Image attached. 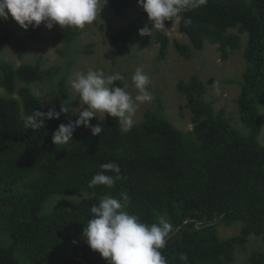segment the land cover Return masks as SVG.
I'll use <instances>...</instances> for the list:
<instances>
[{"label": "trees", "instance_id": "obj_1", "mask_svg": "<svg viewBox=\"0 0 264 264\" xmlns=\"http://www.w3.org/2000/svg\"><path fill=\"white\" fill-rule=\"evenodd\" d=\"M108 4L116 16L126 18L133 1ZM141 13L110 38L111 53L120 58L157 44L158 59L165 61L172 41L160 31L142 37L139 29L152 25L142 8ZM182 15L191 19L188 25L178 23L189 43L176 40L173 45L186 58L209 43L227 62L244 47L246 36L247 67L235 100L246 133L233 125L226 109L217 111L207 101V85L193 76L177 86L191 113V131L177 129L161 108L147 111L128 131L115 118H93L91 124L103 128L99 135L80 126L73 140L56 146L52 136L59 125L73 122L70 110L35 131L24 128L23 119L34 110L49 111L34 84L58 82L52 109L60 111L68 102L60 68L44 69L40 63L16 67L0 58V264H109L82 236L92 218L91 206L105 195L120 199L123 210L142 223L151 225L163 217L173 226L160 249L167 264H232L236 251L245 250L253 236L261 245L250 252L249 263L264 264V0H205ZM174 24L166 22V27ZM42 33V25L20 33L5 28L0 48L11 45L22 60L29 43L42 40ZM78 34L64 30L54 41L70 45ZM115 84L125 85L122 80ZM108 162L119 165L123 179L111 187L89 188L102 171L100 165ZM81 193L80 201L73 198ZM68 199L73 202L58 210L50 207ZM221 225L239 230L222 238Z\"/></svg>", "mask_w": 264, "mask_h": 264}, {"label": "clouds", "instance_id": "obj_2", "mask_svg": "<svg viewBox=\"0 0 264 264\" xmlns=\"http://www.w3.org/2000/svg\"><path fill=\"white\" fill-rule=\"evenodd\" d=\"M108 0H0V21H7L9 15L23 29L30 26L35 29L43 23L51 30L59 25L62 28L74 27L83 29L91 25L100 14ZM205 0H138V5L146 12L151 28L139 29V34L150 36L154 31L166 30V22L191 24L185 19L183 12L203 4ZM123 80L119 73L105 75L103 71L88 70L87 73L76 72L70 86L79 96L80 110L78 119L67 125L61 124L52 136L54 145H63L73 140L77 127L91 129L94 136L99 135L103 128L98 123L91 124L93 118L100 115L115 118L124 131L131 129L134 115L140 104L151 102L154 96L148 90L150 77L137 68L132 76V85L137 90L133 97L128 85L116 86L115 82ZM218 83V82H217ZM67 102L61 105L60 111L54 108L47 112L34 110L23 119V126L33 131L45 127V121L59 119L69 108ZM85 105L86 107H81ZM102 121V120H101ZM102 169L89 182L88 187L99 185L113 186L116 180L123 179L118 164L108 162L100 165ZM115 173V176L106 175ZM123 201L129 197L121 194ZM92 218L82 233L90 249L98 252L109 264H167L160 249L165 247L166 238L173 231V226L163 217L158 223L148 225L140 222L135 215L123 210L120 199L105 195L98 204L91 206ZM186 261L184 254L180 255Z\"/></svg>", "mask_w": 264, "mask_h": 264}, {"label": "rangeland", "instance_id": "obj_3", "mask_svg": "<svg viewBox=\"0 0 264 264\" xmlns=\"http://www.w3.org/2000/svg\"><path fill=\"white\" fill-rule=\"evenodd\" d=\"M132 1L133 6L127 10L126 18L116 16L107 2L100 14L98 13L96 20L83 29L62 28L56 25L49 30L42 23V40L29 43V53L24 59H18L11 45L0 48V58L14 64L16 67L23 64L36 65L38 63L44 69L59 67V78L65 79L69 88L67 106L73 122L78 119V111L80 110L79 96L70 86L71 78L76 72L87 73L88 70H93L103 71L105 75L119 73L123 77L124 84L128 85L127 91L135 97L137 90L132 85V76L137 68H140L144 74L150 77L148 90L154 96V100L139 105L133 117L134 123L142 122L147 111H159L163 108L164 115L177 129L186 132L191 131L193 129L191 113L186 106V98L179 93L177 86L179 82H189L193 76H197L207 85V101L212 103L217 111L226 109L233 125L238 130L243 131L245 127L240 121L235 100L240 92L239 83L247 67L243 56L246 36H243L244 47L232 55L227 62L221 60L216 47L209 43L202 51H194L191 58H186L178 54L173 45L176 40L189 43L188 38L179 32V24L175 23L173 26L167 27L166 30L160 31L166 33L172 41L169 55L165 61H159L158 59L159 45L157 44H153L144 51L134 49L129 55L120 58L115 57L111 53L110 38L133 19L143 17L138 0ZM5 28H10L16 33L23 30L10 15L7 21H0V35ZM70 29L79 33L73 43L65 45L54 41L57 33ZM90 49H92V52H90ZM57 83L56 81L55 84L57 85ZM55 84L37 83L32 86L44 107L49 110L56 103V97L52 95L55 93ZM81 107L86 106L82 105ZM262 112L264 116V107ZM100 119L101 122H104V115L101 114ZM260 141L264 145V127ZM83 195L82 193L77 194L73 198L80 201ZM72 202L73 200L69 199L68 201H54L51 202L50 207L55 211L60 209L61 205L71 204ZM219 229L220 237L228 238L238 232L239 226L227 228L221 225ZM250 240L245 250L239 249L236 251V259L232 264H250V252L261 245L260 240L255 236L251 237Z\"/></svg>", "mask_w": 264, "mask_h": 264}]
</instances>
